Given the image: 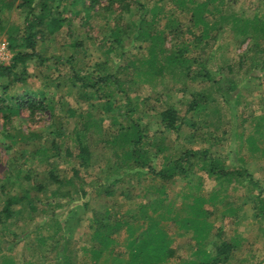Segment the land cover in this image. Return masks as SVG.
<instances>
[{
  "label": "trees",
  "instance_id": "1",
  "mask_svg": "<svg viewBox=\"0 0 264 264\" xmlns=\"http://www.w3.org/2000/svg\"><path fill=\"white\" fill-rule=\"evenodd\" d=\"M169 1L176 10L188 15L186 25L191 36L188 41L203 45L198 58L188 60L185 57L189 44L183 40L175 43L177 37L174 34L180 29L179 23L155 5L146 9L145 5L139 3V9L134 11L127 0H18L14 9L22 14V23L7 29L6 41L11 59L8 64H0V150L14 154L7 159V169L0 179V237L11 234L15 240L16 235L13 232L9 234L10 231L5 229L16 215L42 214L53 200L65 201L69 206L81 202L68 210L64 221L58 222L61 234L53 240L50 249L55 264H75L73 258L76 251L70 250L65 231H71L73 226L80 225L84 220L82 216L74 219V208L91 212L89 247L82 248V252L89 255L90 264H97L105 255L111 258L113 264L230 263L238 241L229 235L226 224L216 226L215 211L217 205L223 204L221 190H209L205 194L200 191L205 181L217 186L245 182L253 189L258 187V182L253 180L241 157H237L229 167L225 166L222 156L211 150L213 144L224 139L225 132L218 133L215 129L212 133L200 132L196 119L210 102L215 101V96L233 111L236 107L233 104L235 97L242 85L249 81L263 84L264 14H259L261 9L257 6L250 18H241L232 13L225 16L218 8L222 0ZM216 1L219 3L212 5ZM261 1V7H264V0ZM2 7L11 8L0 0V13ZM103 12L110 15L113 26L108 36L101 39L99 47L109 44L106 51L113 55V64L108 65L107 59L95 60L91 70H86L73 54H47L48 42L56 43L62 29L66 26L69 28L73 18L82 13L83 24L87 25L88 20ZM146 12L150 14L149 17H146ZM160 17L167 19L164 30L156 27ZM224 22H229L233 32L242 38L240 45L246 40H250L251 44L246 52L235 55L232 64L226 65L223 76L216 70L206 68L208 55L204 48L210 45L209 42H216ZM192 28L197 29L199 34L195 35ZM129 31L133 32L132 37ZM168 36L172 39L171 49L164 55ZM133 45L137 50L145 51V55L138 60L121 62L128 47ZM69 47L77 51L75 54L79 51L85 55L87 52L81 41L71 43ZM28 64L37 70L40 68L35 71V77L50 80L56 85L54 91L66 90V93L54 99L44 89L31 88L27 83L30 77ZM192 65L196 67L195 71ZM168 69H178L186 78L199 79L205 85L191 94L184 115L171 104L156 114L155 128L161 136L154 141L153 136H148V126L141 125V119L134 115L136 108L131 106L129 86L124 88L123 85L131 84L133 78L139 75L162 76ZM236 73L244 75L242 83L234 80ZM68 97L72 98L73 104ZM155 100L159 101L158 98ZM58 112L64 113L65 117H59L56 124H51L48 132H12L14 121L22 114H26L32 122L45 113L55 120ZM118 117L127 119V124H121ZM107 118L112 119L111 125H117V129L107 133L100 141L102 145L113 148L114 161L113 164L107 162L100 165L97 173L90 174L96 163V146L90 130L102 126ZM245 121L242 119V123ZM183 125L193 129L185 136L186 141L193 142L197 135L201 138L206 135L208 147L203 150L185 149L176 157L168 154L162 136L178 135ZM204 125L210 127L207 123ZM151 141L153 152L148 149ZM243 145L255 146L254 140L248 136ZM61 162L67 166L61 167ZM32 164L42 165L43 169L37 170ZM137 175L134 186L132 178ZM142 175L156 179L160 187L150 195L144 192L134 194L143 183ZM6 181L10 184L8 188L4 185ZM178 181L184 183L178 193L180 204L187 210L183 218L173 214L175 201L167 198L169 187ZM100 194L105 199L112 196L127 199L135 206V212L128 210L117 214L112 211L114 207H107L106 203L91 208L90 201L99 200ZM43 195L45 201L41 198ZM246 199L253 204V219L263 222L264 190ZM224 206L222 216L233 220V207L230 203H224ZM148 210L154 215L148 216ZM170 218L182 235L188 236V242L194 243L188 260L179 256L169 230L162 223ZM121 231L124 238L119 244L115 236ZM5 244L7 241L1 238L0 250ZM119 245L123 246L126 259L121 257L122 253L114 255V249ZM3 264L14 263L7 260ZM258 264H264V256Z\"/></svg>",
  "mask_w": 264,
  "mask_h": 264
},
{
  "label": "rangeland",
  "instance_id": "2",
  "mask_svg": "<svg viewBox=\"0 0 264 264\" xmlns=\"http://www.w3.org/2000/svg\"><path fill=\"white\" fill-rule=\"evenodd\" d=\"M3 1L10 5L11 8L2 7L3 9L0 13V40H6V33L9 27H16L22 23V14L14 9L18 0ZM127 2L131 10L134 11L139 9V3L145 5L146 9H151L155 5L157 8H161L164 14L167 13V16L174 17L180 26L178 33L174 34L177 37L175 43H179L183 40L189 44V50L185 53V57L188 60L199 57L203 45L195 43L193 40L188 41L190 36V33L187 32L189 28L186 25L188 15L176 10V7L173 6L169 0H163L162 2H154L152 0H127ZM218 3L219 1H216L212 5ZM218 6L220 9L219 11L225 16L232 13L241 18H250L253 16L257 6H260L261 9L259 14H264V7H261L263 6V2L261 0H222V4ZM145 14L146 17L150 15L148 12ZM215 16L217 17L216 14ZM166 20V18L160 17V21L156 25L157 29L164 30ZM83 23L84 15L82 13L78 17L73 18L70 27L68 28L66 26L62 29L60 35L57 37L56 43L49 44L50 41L48 42L49 51L47 54L51 56L57 54L62 56L73 54L78 58V61H80L79 63L85 66L86 70H91V64L95 60L107 59L109 62L108 65L113 64V55L106 51L109 44L105 45L106 47H99L101 39L108 36L113 26L110 15L103 12L102 15H95V17L88 20L87 25ZM222 26V31L219 33L216 42L214 44L209 42L210 45L204 49L205 53L208 55L206 68L209 70H216L224 76L226 73V65L234 62L235 55H241L246 52L251 42L250 40H246L240 45L242 38L233 32L230 23L224 22ZM68 29H70V33ZM165 31L168 32L167 29H165ZM191 31L195 35L199 34L197 29L192 28ZM129 34V36L132 37L133 32L129 31ZM167 38L164 45V55L169 53L172 44L171 36ZM79 41H81L83 47L87 49L85 55L81 54L79 51L78 54H75L77 51L69 47V44ZM194 45L196 46L194 47ZM145 53L146 52L143 50H137L136 45L129 46L127 54H124L121 62H123V60L127 62L131 59H141ZM160 59L162 60V56ZM9 62L0 64H8ZM189 65H191L190 61ZM60 68L63 70V67ZM27 69L30 73L27 83L31 88L44 89L48 91L50 95L52 94L54 99L60 94L66 93V90L60 92L54 91V86L56 85L50 82V80L42 76L35 77V71H39L40 68L37 70L33 65L28 64ZM192 69L195 71L196 67L192 65ZM243 76L244 75L241 73H236L234 80L237 83H242ZM119 77L124 79L123 75ZM263 84L259 81H249V83L242 85L235 97V102L233 104L236 107L233 111L222 103V99L215 96V101L210 102L207 109L196 119L198 124L197 127L200 129V132H206L207 134V131H209L212 133L213 129L217 130L218 133L225 132L226 135L224 139L218 144H213L211 148L213 152H218L222 156L225 166L229 167L237 157H241L244 160L246 168L253 176V180L258 182V187L253 189V187L245 182L222 183L221 186H217L214 183L205 181L200 191L201 194H205L209 190H221L220 194L223 196V204L217 205V210L215 211L216 226H220L221 224L224 226L226 224L225 226L229 235L238 241L237 248L232 253L229 264H258L264 256V221L258 222L253 219V204L246 199L247 196L256 194L259 190H264ZM204 85L205 83L199 79L192 80L186 78L178 69H168L162 76H135L131 84H124L123 87L126 88V86H129L128 93L132 101L131 106L136 108L134 115L141 119V125L148 126L150 129L148 136H153L151 138H154L155 141L158 140V136H161L157 133L159 131L155 128L157 124L156 114L164 109L166 105L171 104L175 106L176 110L181 115H184L186 112V105L191 100V94L203 88ZM17 92H20L19 88ZM156 98L159 99L158 102L155 100ZM67 99L73 104L71 97ZM56 114L58 116H55V120H52L51 117L45 113L42 117H37L32 122L26 114H22L21 118L14 121L13 124L15 128L12 132L15 133L17 130L23 132L29 130L48 132L52 128L51 124H56L59 117H65V114L62 112ZM186 116L187 118L190 117L189 115ZM242 119L246 121L242 123ZM117 120L121 124H127V119L123 120L122 117H118ZM111 122L112 119L107 118L102 126L93 127L92 130H90L93 135L92 140L96 146L94 153L96 163L93 169L89 171L90 174L97 173L100 170V165H104L107 162L113 164V148L110 145H102L100 141L105 138L107 133L110 134L116 131L117 125H111ZM206 123L209 124L210 127H206V125H204ZM192 131V128L183 125L178 135L170 134L166 136V138L163 135V144L167 147V153L176 157L180 151L185 149L203 150L207 148L209 144L205 141L207 138L206 135L204 138L197 135L193 142L186 141L185 136ZM248 136L252 137L255 146L251 145L250 147L243 145L244 139ZM152 145L153 144L148 147L151 152L154 150ZM13 155V152L6 153L3 149L0 150V179L3 178L4 172L7 169V159L11 158ZM59 165L61 167L67 166L63 162L59 163ZM31 166L37 170L43 169L42 165L32 164ZM142 176L143 183L138 190L134 191V194L144 192L150 195L151 192L154 193V190L160 187V183L156 179H152L148 175ZM136 178H138V175L132 178V184L134 186H136ZM4 185L8 188L10 184L6 181ZM183 186L184 183L178 181L176 184L169 187L170 189L167 192V198L171 201H175L173 214H178L179 218H183L187 214L186 208L180 204V199L178 198V193ZM100 196L101 198L99 200L90 201L91 208L100 207L101 203L103 205L106 203L107 207L113 206L114 209L112 211H115L117 214H123L128 210L135 212V206L129 203L127 199H123L119 196H112L105 199L102 197V194H100ZM41 198L43 201L46 200L44 199L45 195ZM49 202L51 201L49 200ZM79 203L81 202L72 203L69 206L65 201L59 200L56 202L53 200L42 214H25L21 217L17 215L13 217L12 220L6 224L5 231H10L9 234L13 232L16 238L14 240L11 234L0 237V239L3 238L7 241L4 248L0 250V264H3V262L7 260H11L14 264H55L54 255L50 249L53 245V240L58 239L61 234L58 229V222L64 221L68 210ZM224 203H230L233 207V220H230L229 217L224 218L222 216L225 210ZM57 204H59V206ZM74 210L76 211L74 219L82 216V220L84 221L78 226H73L71 231L66 230L65 236H67L70 250L76 251L73 258L74 263L90 264V257L87 253L84 254L82 252V248L89 247L88 225L91 219V212H86L81 208H74ZM146 213L148 216L154 215L150 210ZM226 215L229 216L228 213H226ZM74 219L73 223H75ZM162 223L165 228L169 230V234L172 236L174 244L178 249L179 256L186 260L190 259L194 243L188 242V236L182 235V231L178 229L176 225L172 224L171 218L163 220ZM115 238L119 244L122 243L124 238L123 231L116 235ZM118 253H122L123 255L121 257L126 259L122 245L114 249V255ZM97 264H113V262L109 256L105 255Z\"/></svg>",
  "mask_w": 264,
  "mask_h": 264
},
{
  "label": "built area",
  "instance_id": "3",
  "mask_svg": "<svg viewBox=\"0 0 264 264\" xmlns=\"http://www.w3.org/2000/svg\"><path fill=\"white\" fill-rule=\"evenodd\" d=\"M11 59V53L8 49L6 40H0V63H7Z\"/></svg>",
  "mask_w": 264,
  "mask_h": 264
}]
</instances>
